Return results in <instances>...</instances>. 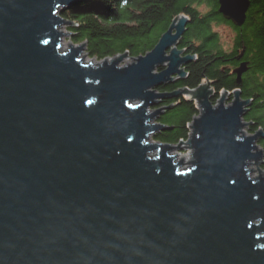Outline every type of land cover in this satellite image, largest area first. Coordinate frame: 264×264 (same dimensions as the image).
Segmentation results:
<instances>
[{"label": "water", "instance_id": "1", "mask_svg": "<svg viewBox=\"0 0 264 264\" xmlns=\"http://www.w3.org/2000/svg\"><path fill=\"white\" fill-rule=\"evenodd\" d=\"M77 1L0 0V264H264L250 100L236 89L212 103L208 84L158 90L193 59L177 49L185 16L123 66L127 53L87 63L85 42L62 50L61 12ZM249 5L218 0L237 27ZM246 70L233 68L238 83ZM179 95L199 108L192 132L153 142L161 103ZM181 148L186 164L168 153Z\"/></svg>", "mask_w": 264, "mask_h": 264}, {"label": "trees", "instance_id": "2", "mask_svg": "<svg viewBox=\"0 0 264 264\" xmlns=\"http://www.w3.org/2000/svg\"><path fill=\"white\" fill-rule=\"evenodd\" d=\"M244 23L237 27L218 10V0H79L61 12L70 20L68 30L73 43H86V53L96 60L127 53L129 57L151 50L176 16L187 17L185 30L177 42V49L193 59L184 65L185 77L158 87L161 92L180 88L196 89L208 84L212 89V103L221 91L240 90L249 99L244 120L250 133L261 129L264 133V0H249ZM227 25L234 31L232 43L225 47L216 30ZM242 57L239 58V53ZM240 61L247 62L241 81H236L233 68ZM164 112L158 121L167 128L153 135L156 141L177 143L186 140L189 123L199 108L188 95L165 99ZM169 106V107H167ZM264 151V136L259 138ZM264 169V163L261 165Z\"/></svg>", "mask_w": 264, "mask_h": 264}, {"label": "rangeland", "instance_id": "3", "mask_svg": "<svg viewBox=\"0 0 264 264\" xmlns=\"http://www.w3.org/2000/svg\"><path fill=\"white\" fill-rule=\"evenodd\" d=\"M68 25H69V24H65V25H63V26L60 28L61 31L67 33V35L63 36V37H62V40L60 41V46H61L62 50H64V49L67 48V45H66L67 42H68V43L71 42V40H70L71 32L68 30ZM216 30L219 32V34H220V38H221V41L224 43L225 47H228L229 45H231V43H232V38H233V36H234V31H233V29H232L231 27L227 26V25H220L219 27L216 28ZM67 31H69L70 34H69ZM84 52H85V50H84ZM86 56H87V55H86ZM87 58H88V56H87ZM128 58H129V57H127V56H126V58H123V59L121 58L122 60L120 61L119 66H123V65L129 63L130 60H129ZM88 59L91 60L90 58H88ZM189 125H190V123H189ZM190 127H191V126H189V133L192 132V131L190 130ZM246 128H247V126H245V127L242 129V131H243L245 134H246V132H245ZM188 135H189V134H188ZM152 139H153V136H152ZM153 140H154V139H153ZM179 141H180V140H179ZM179 141H178V142H179ZM153 142H157V141L154 140ZM160 142H162V141H160ZM178 142L175 143V144H178ZM164 143H169V142H164ZM170 144H171V143H170ZM175 153H177V154L187 155V156L190 158L189 149H185V148L177 149ZM170 154H171V155H174V152H173V154H172V153H170ZM175 161L178 162V160H175ZM188 161H189V159H187V161H186L185 163H183V164H186ZM181 166H182L183 168H184V167H185V168L189 167L188 165H181ZM249 168L252 169V173H251L252 176H257V175H258V172L256 171V165L250 166ZM253 168H254V169H253ZM262 170H264V169H262Z\"/></svg>", "mask_w": 264, "mask_h": 264}, {"label": "bare ground", "instance_id": "4", "mask_svg": "<svg viewBox=\"0 0 264 264\" xmlns=\"http://www.w3.org/2000/svg\"><path fill=\"white\" fill-rule=\"evenodd\" d=\"M67 20V19H66ZM69 22H71L70 20H68ZM71 24V23H70ZM63 25H65V24H62L61 25V27L63 26ZM68 33H69V31H67ZM64 33H66V32H64ZM70 34V33H69ZM65 35H67V34H63V36H65ZM62 36V37H63ZM62 37H61V40H62ZM60 40V41H61ZM74 44V45H76V44H79V43H73L72 41L69 43V45L70 44ZM67 48H68V46H67ZM66 48V49H67ZM85 50V53H86V49H84ZM84 50H83V52H81V55H83L82 57H83V60L85 61V62H89L90 61V63H95V61H93V60H89L88 58H91V57H89L88 55H87V53L85 54L84 53ZM88 56V58H87V56ZM139 56V55H138ZM120 57V56H119ZM126 57V56H125ZM127 57H129V55L127 54ZM137 57V56H136ZM129 58H133V57H129ZM123 59V58H122ZM121 59V60H122ZM101 60V59H100ZM232 99V98H231ZM246 131V133H250V132H248L247 131V129L245 130ZM264 134V133H263ZM257 143V144H256ZM256 145H258L260 148H261V146L259 145V142H258V140L256 141ZM262 149V148H261ZM173 152H174V155H176V156H174V158H175V160H178V161H181L182 159V163H185L186 161H187V159H189V157L187 156V155H183V154H177V153H175L176 152V150H173L172 152H168L169 154L170 153H172L173 154ZM262 152L264 153V151L262 150ZM171 155V154H170ZM263 163H264V155H262V161L260 162V167H261V165H263ZM253 165H255V164H251L250 166H253ZM254 169V168H253ZM261 169H263L262 167H261ZM256 171L258 172V170H257V167H256ZM263 176H264V172H263Z\"/></svg>", "mask_w": 264, "mask_h": 264}]
</instances>
